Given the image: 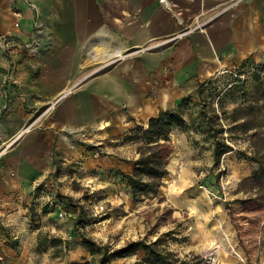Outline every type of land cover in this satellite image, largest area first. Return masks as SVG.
Returning a JSON list of instances; mask_svg holds the SVG:
<instances>
[{"label":"crops","instance_id":"1","mask_svg":"<svg viewBox=\"0 0 264 264\" xmlns=\"http://www.w3.org/2000/svg\"><path fill=\"white\" fill-rule=\"evenodd\" d=\"M29 1L0 0V35L28 43L0 49V264H26L31 243L48 250L38 248L40 233L60 256L77 258L82 190L134 205L121 173L131 171L138 143L127 136L193 98L200 81L264 69V0ZM233 159L245 164L231 174L237 182L258 166L236 150L221 156ZM251 206L239 211L243 244L232 239L236 254L223 264H264V201Z\"/></svg>","mask_w":264,"mask_h":264},{"label":"rangeland","instance_id":"2","mask_svg":"<svg viewBox=\"0 0 264 264\" xmlns=\"http://www.w3.org/2000/svg\"><path fill=\"white\" fill-rule=\"evenodd\" d=\"M260 71L262 73L256 72V67L235 68L214 75L204 81L200 96L182 105V123L173 126L166 141L168 172L156 192L142 195L133 202L134 205H110L96 188L92 193L82 190L83 196L79 200L83 211L79 222L84 225L79 236H88L100 245L94 247L96 252L81 246L77 249V258H73L74 254L65 258L58 254L61 248L48 247V238L40 233L38 248L48 250L41 253L31 243L25 263L69 264L77 259L78 263L97 264V257L103 249H113L136 239L146 242L157 239L155 246L170 250L171 258L184 259L185 264H223L228 259V251L236 254L229 242L235 239L238 244H243L244 214L239 211L242 207H250L248 209L252 212L251 205H256V199L264 201V188L255 191L244 178L238 182L232 179V172L243 167V162L233 159L232 165L230 161L220 159L218 165H212V138L207 130H203V121L214 111H229L241 99L242 90L249 88L256 77L264 82V69ZM212 123L216 128L217 121L212 119ZM174 130L184 133L186 138L180 140ZM222 135L229 138L237 157L250 154L251 147L248 148V138L244 134L232 132L229 133L231 138L227 136L228 132ZM246 161L250 164L251 160ZM99 203L103 209L98 211L96 206ZM106 212L110 215L103 218ZM72 240H65L66 249ZM109 264L147 263L143 250L138 249L130 255L111 259Z\"/></svg>","mask_w":264,"mask_h":264},{"label":"trees","instance_id":"3","mask_svg":"<svg viewBox=\"0 0 264 264\" xmlns=\"http://www.w3.org/2000/svg\"><path fill=\"white\" fill-rule=\"evenodd\" d=\"M261 69L256 66V72L262 73ZM204 85V81L198 82L195 96L202 94ZM239 97L241 99L235 102L229 111L222 110L220 113L214 111L212 115H206L203 130H207V134L212 138L211 156L214 166L219 164L223 153L235 150L229 138L222 135L224 132H228L227 136L230 138L229 133L232 132L244 134L248 138L252 152L242 156L256 162L258 166L244 178V181L251 183V189L256 191V189L264 188V160L262 159L264 152V82L256 77L254 83L249 88L243 89ZM190 99H192L191 96L182 98L175 109L160 111L156 116L148 119L146 126L138 125L134 132L127 136L138 143L136 147L138 155L134 159L131 171L121 173L129 186L133 202L146 193L156 192L162 178L167 174L166 141L168 134L174 125L180 126L179 124L182 123L180 110L182 105ZM212 119L218 123L216 128L212 125ZM109 215L110 212H106L103 218ZM60 241L61 239L57 237L50 238L53 244ZM81 243L90 252H96V248L100 246L85 235H82ZM156 243L157 239L152 242L136 239L113 249H103L97 257V264H109L111 259L130 255L138 249L143 250L144 261L147 264H185L184 259L171 258V251L158 248L155 246ZM72 264L84 263L72 262Z\"/></svg>","mask_w":264,"mask_h":264},{"label":"built area","instance_id":"4","mask_svg":"<svg viewBox=\"0 0 264 264\" xmlns=\"http://www.w3.org/2000/svg\"><path fill=\"white\" fill-rule=\"evenodd\" d=\"M27 2H30L29 0H26ZM239 0H235L233 1L232 3H229L228 5H226V7H228L230 4H234L235 2H237ZM13 14L15 15V19L13 20L12 22V25L14 27H19L20 25V21H19V11L16 10V9H13L12 10ZM39 26V23L37 21L34 22V27L37 29ZM195 26L197 27H200L201 24L200 23H196ZM189 29V28H188ZM188 29H184L182 30L181 32H179L177 35L181 34V33H184L186 32ZM176 35V36H177ZM175 37V36H173ZM171 37V38H173ZM28 43L22 41L21 39H19L18 37H16L15 35H12V33L8 32V33H5L3 35H0V49L6 51L7 53H11L13 51H18V50H21L22 48H24L25 46H27ZM30 48L31 50H35V46L30 44ZM44 188V183H37L36 185V191L39 190V192L42 191V189ZM97 210H102L103 209V205L102 203H99L97 206H96Z\"/></svg>","mask_w":264,"mask_h":264}]
</instances>
